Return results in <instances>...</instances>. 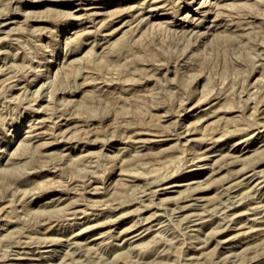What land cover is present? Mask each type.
<instances>
[{"label":"rangeland","instance_id":"1","mask_svg":"<svg viewBox=\"0 0 264 264\" xmlns=\"http://www.w3.org/2000/svg\"><path fill=\"white\" fill-rule=\"evenodd\" d=\"M0 264H264V0H0Z\"/></svg>","mask_w":264,"mask_h":264},{"label":"bare ground","instance_id":"2","mask_svg":"<svg viewBox=\"0 0 264 264\" xmlns=\"http://www.w3.org/2000/svg\"><path fill=\"white\" fill-rule=\"evenodd\" d=\"M188 21V20H187ZM189 21H191V20H189ZM195 25V24H194ZM198 26V25H197ZM58 125V127H59V124H57ZM35 135H33V137H34ZM235 149V148H234ZM233 149V150H234ZM208 152V151H207ZM215 156V155H214ZM226 156H228V155H226ZM230 157H232V155L230 156ZM203 158L204 157H202V159L201 160H203ZM208 158V157H207ZM211 159V158H210ZM251 177V176H250ZM246 178V177H245ZM247 179V178H246ZM250 179V178H249ZM252 179V178H251ZM247 184V183H246ZM240 185H241V183H240ZM173 186H176V185H171V187H173ZM170 187V186H169ZM232 188V187H231ZM227 189V188H226ZM233 189V188H232ZM228 191L230 190V188L229 189H227ZM231 191V190H230ZM230 193V192H229ZM222 195V194H221ZM223 195H224V193H223ZM227 196V195H226ZM222 197V196H221ZM224 197V196H223ZM236 197V196H235ZM229 198V197H228ZM230 203V202H229ZM226 204V203H225ZM231 205V204H230ZM230 205H227L228 207H230ZM189 206H191V205H189ZM219 206V205H218ZM194 207V206H193ZM226 207V206H225ZM188 208V207H187ZM231 208H233V207H231ZM226 209V208H225ZM230 209V208H229ZM218 212V211H217ZM153 222V221H152ZM236 227V226H235ZM151 228V227H150ZM138 236V234L137 235H134V236H131V237H137ZM145 236V235H144ZM140 239V238H139ZM27 248H29V247H27ZM23 255H26V257H23V260H31L30 259V257L33 255V251H27V252H23ZM40 257V256H39ZM41 258V257H40ZM34 260V259H33ZM36 260H39V258H37ZM227 261H228V259H227ZM231 262V261H230Z\"/></svg>","mask_w":264,"mask_h":264}]
</instances>
